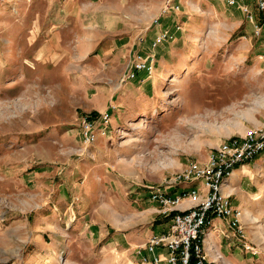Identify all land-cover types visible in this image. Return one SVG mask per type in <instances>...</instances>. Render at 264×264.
<instances>
[{"label": "rangeland", "instance_id": "374dc122", "mask_svg": "<svg viewBox=\"0 0 264 264\" xmlns=\"http://www.w3.org/2000/svg\"><path fill=\"white\" fill-rule=\"evenodd\" d=\"M164 1L0 0V264H143L136 249L172 218L152 192L256 129L248 118L263 128L254 23L222 0H174L155 25ZM141 57L153 71L127 80ZM257 158L243 218L256 254L237 264H264Z\"/></svg>", "mask_w": 264, "mask_h": 264}, {"label": "built area", "instance_id": "2783aa9c", "mask_svg": "<svg viewBox=\"0 0 264 264\" xmlns=\"http://www.w3.org/2000/svg\"><path fill=\"white\" fill-rule=\"evenodd\" d=\"M230 7H237L248 20L254 23L255 36L260 40L264 59V0H222ZM255 3L262 23L257 24L252 12ZM180 5L174 0H165L160 15L153 23L159 25L168 12L178 11ZM256 23V24H255ZM167 32L157 34L152 47L166 42ZM154 69V57H141L133 62L127 80L135 79L140 72L151 73ZM111 120L109 112L103 115V123L108 125ZM87 127V140L96 139L91 133V125ZM91 133L90 138L88 134ZM264 151V127L248 131L244 138L230 139L221 147L215 149L209 161L190 164L169 186L196 184L187 191L170 195L163 189L152 192L151 199L157 203L162 213L171 216V225L167 232L153 234L148 241L136 249V254L143 264H210L205 250L206 236L215 218L223 219L233 236L242 247L256 254L252 243L246 236L243 225L244 212L232 204V196L224 192L235 169L249 163ZM189 200L192 206L180 210L183 201Z\"/></svg>", "mask_w": 264, "mask_h": 264}, {"label": "crops", "instance_id": "0c3cea01", "mask_svg": "<svg viewBox=\"0 0 264 264\" xmlns=\"http://www.w3.org/2000/svg\"><path fill=\"white\" fill-rule=\"evenodd\" d=\"M245 127H248L247 129H257L261 128L262 126L258 124L252 125V117H250L246 121ZM258 160L259 158L256 157L249 163L239 165L234 171V174L236 173V175L232 177L233 179L231 178L229 180L227 186L224 188V192L232 196V204L234 205V207L240 208L244 212V214L245 210L251 208L252 203L256 201L255 196H257L258 193L259 183L257 184V173L254 170L258 169V165H261L256 164ZM194 186L195 184H182L178 186L174 185L171 187H166L163 190H165L170 195H176L183 191H187ZM191 206V201L185 200L181 204L180 210H186ZM166 221L167 222H162L164 224H160V226L163 225L162 227H157V232L154 234L165 233L169 230L171 219H168ZM241 246L242 245L233 236V233L230 231L227 223L223 219H213L212 225L209 227L207 232L205 244L208 262L210 264H222L224 263V260H228L232 264H237L239 262H242V258H240L241 253L244 254V256L248 258V260L252 259V252L246 251L243 247L242 249Z\"/></svg>", "mask_w": 264, "mask_h": 264}, {"label": "bare ground", "instance_id": "6f19581e", "mask_svg": "<svg viewBox=\"0 0 264 264\" xmlns=\"http://www.w3.org/2000/svg\"><path fill=\"white\" fill-rule=\"evenodd\" d=\"M165 80H169V78H165ZM146 115H147V113H144V115H143V117H146ZM140 135H143V134H140ZM236 175V173L235 174H233V177ZM233 179V178H232ZM260 191V190H259ZM261 192V191H260ZM259 194V193H258ZM210 237H212V236H210Z\"/></svg>", "mask_w": 264, "mask_h": 264}]
</instances>
